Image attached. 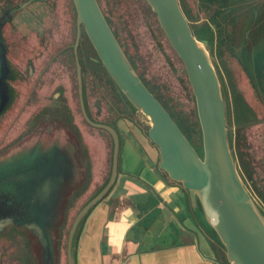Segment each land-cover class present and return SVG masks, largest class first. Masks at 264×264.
<instances>
[{
    "label": "rangeland",
    "instance_id": "374dc122",
    "mask_svg": "<svg viewBox=\"0 0 264 264\" xmlns=\"http://www.w3.org/2000/svg\"><path fill=\"white\" fill-rule=\"evenodd\" d=\"M26 1L0 0V11ZM95 1L127 63L203 158V129L186 66L148 0ZM179 1L218 75L236 170L264 224V93L255 84L257 51H252L264 45V0ZM29 3L3 30L9 95L0 112V163L25 152L29 141L59 135L47 120L59 119L76 134L66 138L77 140L84 175L69 189L51 230L52 263L65 264L85 220V215L79 218L80 211L117 172V158L119 165L125 157L123 152L118 157L120 137L112 131V121L141 117L148 136L152 124L104 64L86 23L80 21L76 0ZM42 252L28 229L10 226L0 233V264H42Z\"/></svg>",
    "mask_w": 264,
    "mask_h": 264
},
{
    "label": "water",
    "instance_id": "95a60500",
    "mask_svg": "<svg viewBox=\"0 0 264 264\" xmlns=\"http://www.w3.org/2000/svg\"><path fill=\"white\" fill-rule=\"evenodd\" d=\"M148 2L186 66L203 129V158L170 112L127 63L112 39L96 1L76 0L80 21L86 23L104 64L122 90L152 119L149 137L160 149V168L172 179L182 182L193 197L195 194L200 196L211 224L226 246L231 264H264V224L251 204L250 195L242 187L236 170L228 141L226 103L215 68L204 47H201L202 42L194 34L179 0ZM87 3L91 6L89 14L85 10ZM17 10L8 11L0 19V31ZM116 146L119 151L118 140ZM115 177L116 172L112 182ZM37 196L38 193L33 191L28 194L16 192L15 184L0 185V230L8 223L30 227L42 237L45 264H53L48 237L35 220Z\"/></svg>",
    "mask_w": 264,
    "mask_h": 264
},
{
    "label": "crops",
    "instance_id": "0c3cea01",
    "mask_svg": "<svg viewBox=\"0 0 264 264\" xmlns=\"http://www.w3.org/2000/svg\"><path fill=\"white\" fill-rule=\"evenodd\" d=\"M258 46L261 47L252 50L257 51L252 52L256 59L255 84L264 93V45ZM110 126L120 137L118 157L122 152L125 157L119 165L117 158L115 180L111 179L80 211L79 218L85 215V220L75 240V252L68 255L65 264L228 262L226 246L211 224L200 196L193 197L182 182L160 168V149L146 132V120L120 116ZM67 134L72 137L68 130ZM80 163L79 157L77 175L73 182L65 183L63 200L84 175ZM49 241L52 245V236ZM41 262L45 264L42 254Z\"/></svg>",
    "mask_w": 264,
    "mask_h": 264
},
{
    "label": "flooded vegetation",
    "instance_id": "af4514ba",
    "mask_svg": "<svg viewBox=\"0 0 264 264\" xmlns=\"http://www.w3.org/2000/svg\"><path fill=\"white\" fill-rule=\"evenodd\" d=\"M31 1L34 0H27L26 3L21 5L13 4L6 10L0 11V19L8 11L12 9H18L14 12L12 18L9 21L12 22L15 18V15L17 13L23 12L24 7L29 5V2ZM23 16L24 18L22 20H28L27 16ZM5 26L0 31V107L3 105V100H5L6 97L8 98L9 95L7 79H5L7 72L5 70L6 67L4 68L5 62L2 58V36ZM72 50V53H74L75 48ZM69 65L72 64L69 63ZM76 66L77 70H82V67H80L79 63H76ZM4 86L6 89L3 88ZM121 117L124 118L125 116ZM46 123L49 126L53 125L52 127L55 128L53 131L58 133L60 136H54L49 140L45 139L44 137L38 138L35 141H29L28 146L30 147H28L25 152L19 153L10 160L0 163V185L11 183L15 184V190L18 193L22 192L23 194H28L30 191L38 193V202L34 209L36 214L35 220L43 227L48 240H50L51 230L56 223L55 219L63 201L62 196L65 194L64 185L66 182H68V184L69 182H73V179L77 175L76 165L79 155L78 152H76L77 140L74 141L72 139L69 141L65 136L67 130L70 131V135H76L71 129L63 126L62 121L59 119L54 120V123L51 120H47ZM104 125L109 126L107 124ZM36 189H38V191H36ZM10 226L28 229L33 234V236L36 237L38 243L42 247V257L43 261L45 262V245L42 237H40L30 227L19 223H8L2 230H0V233L6 231ZM50 247L53 254L52 245H50Z\"/></svg>",
    "mask_w": 264,
    "mask_h": 264
},
{
    "label": "bare ground",
    "instance_id": "6f19581e",
    "mask_svg": "<svg viewBox=\"0 0 264 264\" xmlns=\"http://www.w3.org/2000/svg\"><path fill=\"white\" fill-rule=\"evenodd\" d=\"M85 10H86V12H88V14H89V12H91V6H90L89 3L86 4V8H85ZM103 38H106V37L104 36ZM200 45H201V47L203 48L204 45H203L202 43H200ZM148 117H149V120L151 121L150 124H153V121H152V119L150 118V116H148Z\"/></svg>",
    "mask_w": 264,
    "mask_h": 264
}]
</instances>
